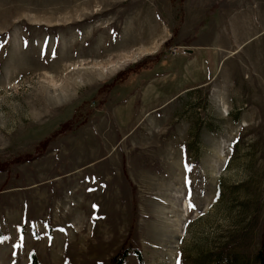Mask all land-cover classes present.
<instances>
[{"label":"rangeland","instance_id":"obj_1","mask_svg":"<svg viewBox=\"0 0 264 264\" xmlns=\"http://www.w3.org/2000/svg\"><path fill=\"white\" fill-rule=\"evenodd\" d=\"M0 164V264H259L264 0H0Z\"/></svg>","mask_w":264,"mask_h":264},{"label":"trees","instance_id":"obj_2","mask_svg":"<svg viewBox=\"0 0 264 264\" xmlns=\"http://www.w3.org/2000/svg\"><path fill=\"white\" fill-rule=\"evenodd\" d=\"M181 14H182V12H181V9L179 8L177 11V18H176V20H174L173 26L171 27V31H170L171 35L168 39L163 41L162 45L160 46V50L155 52L154 54L144 56L139 61L134 62L133 64H131L126 69L122 70L121 72H118L111 79V81L103 83V85H101L98 88V96H96V98H94V100L96 102H102L103 96L108 91V89L111 88V86L114 87L115 85L122 83L123 81L129 79L132 76L135 77V76L139 75L141 72H147L150 69H152V67L157 62L160 61V58H162V59L167 58V55H165V54L168 50V47L170 46V42H171L172 38H174L176 36V31L179 27V23H180V20L182 17ZM85 113L86 114L89 113L88 108H86ZM77 115H80V114H77ZM83 120L84 119L80 120L79 122L81 123ZM70 129H71V122H64L62 124H59L57 129L50 134L49 139H53L57 135L63 134ZM42 143L43 142H41V144ZM41 144H39V145H41ZM28 158H29V156L25 157V159H28ZM23 159L24 158L21 157L20 161H22ZM0 168H3V166H1V164H0ZM129 253H132V255H134L137 264H143L142 257L140 255L139 251L136 248H133L130 246H122L108 260V262L106 264H123L125 258L128 256ZM258 257H259V264H264V258H263L264 256L262 255V252H259ZM28 258H29L28 264H40L36 255L33 252L29 253Z\"/></svg>","mask_w":264,"mask_h":264},{"label":"built area","instance_id":"obj_3","mask_svg":"<svg viewBox=\"0 0 264 264\" xmlns=\"http://www.w3.org/2000/svg\"><path fill=\"white\" fill-rule=\"evenodd\" d=\"M176 51H177L176 46L168 47L167 55H171V54L173 55Z\"/></svg>","mask_w":264,"mask_h":264},{"label":"snow or ice","instance_id":"obj_4","mask_svg":"<svg viewBox=\"0 0 264 264\" xmlns=\"http://www.w3.org/2000/svg\"><path fill=\"white\" fill-rule=\"evenodd\" d=\"M177 264H179V260H178Z\"/></svg>","mask_w":264,"mask_h":264},{"label":"water","instance_id":"obj_5","mask_svg":"<svg viewBox=\"0 0 264 264\" xmlns=\"http://www.w3.org/2000/svg\"><path fill=\"white\" fill-rule=\"evenodd\" d=\"M181 51H185V50H181Z\"/></svg>","mask_w":264,"mask_h":264}]
</instances>
